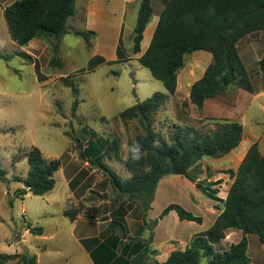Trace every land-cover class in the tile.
<instances>
[{
    "label": "rangeland",
    "instance_id": "obj_1",
    "mask_svg": "<svg viewBox=\"0 0 264 264\" xmlns=\"http://www.w3.org/2000/svg\"><path fill=\"white\" fill-rule=\"evenodd\" d=\"M3 20L0 19V32L3 26L7 28L6 21L4 20V25ZM80 27L84 29L83 26ZM5 31L0 33V49L10 57L6 59V55H0V167L7 172L8 182L0 180V255H37L38 264H86L83 249L74 237L78 234L73 235L72 232L74 223L64 214L66 208H77L74 198L80 200L82 209L89 203L98 206L100 210L106 208L112 211L113 220L117 222H125V215L128 216L132 211L131 215H138L151 228L159 220H163L161 224L171 235L179 232L181 237L187 238L197 233L200 230L199 223L181 221L175 212L166 218H159L169 204L183 207L187 205L180 193L183 186H169V182L177 177L170 176L166 179L157 199L150 205L151 211L146 212V198L130 199L129 196L119 193L111 183L109 172L101 170L96 163L91 162L104 151H90L89 154L86 151L91 141L98 142V138L107 141L110 149L103 156V163L121 181L129 180L130 172L126 167L128 145L137 136L144 135V130L138 118L124 122L120 115L157 92L168 95L169 103L167 106L165 103L151 116L152 128L160 140L167 141L170 135L179 130L178 127L193 128L204 134L212 133L219 124L207 121L211 118H200L197 109H192L193 105H190L188 98V83L181 81L179 93L169 95L162 82L156 80L139 63L133 53L134 28L129 18L122 34L120 50L123 60L101 67L90 63L91 45L95 40L89 32L88 42L74 34H66L61 40L62 43L60 41L57 53L53 52L56 41L51 40V44L47 42L51 52L31 62L19 56V52H13V41L5 35ZM108 36L104 31L98 37L101 40L99 44H105ZM238 47L253 88L261 89L264 87V76L259 68V60L264 57V31L248 34ZM198 53L211 56L208 52H195L187 56L185 67L191 66L194 55ZM56 54L59 60L63 56L62 68L50 65V56ZM128 58L130 59L124 60ZM203 67L204 64L195 66L192 78L194 81L200 79ZM68 83L72 85L68 86ZM241 92L242 96L248 94L245 90ZM250 98L247 97L246 101ZM259 115L264 121V113L260 112ZM249 117L248 114L246 118ZM217 119L233 121L228 118ZM93 133L96 134L95 137ZM250 136L247 128L245 138ZM32 147L39 148L48 162L53 159H61L63 162L62 168L54 175L56 187L44 196H35L32 193L28 196L22 195L20 190L28 189L22 183L13 181L16 176L26 177L29 169L26 153ZM211 159L203 158V163L199 162L192 167L185 176H178L189 181L197 177L196 181L191 182L196 183L202 193L208 187L213 190L208 179H203L212 173L206 164ZM63 170L70 174L68 182H72V190H75L74 198L70 200ZM176 180L180 183V179ZM204 199L207 200V197ZM78 224L88 223L84 219ZM33 228H42L43 235L32 234L30 230ZM87 228L91 227L87 225ZM18 235H21V240L13 242ZM117 235L121 237L120 234ZM174 244L178 245V242ZM137 247L139 251L146 247L147 253H155L149 241L144 244L140 242ZM153 261L157 260L147 254L145 264H152ZM206 263L207 259L201 261V264ZM7 264H16V261Z\"/></svg>",
    "mask_w": 264,
    "mask_h": 264
},
{
    "label": "trees",
    "instance_id": "obj_2",
    "mask_svg": "<svg viewBox=\"0 0 264 264\" xmlns=\"http://www.w3.org/2000/svg\"><path fill=\"white\" fill-rule=\"evenodd\" d=\"M77 0H16L4 10L8 33L13 42L20 47L27 46L35 39L51 44L56 41L53 52L57 53L62 38L69 33L68 21L76 13ZM153 17L152 0H141L133 36V53L141 52L144 32ZM264 31V0H169L159 15V21L145 53L139 57V63L147 68L152 76L162 82L169 95H175L178 86V73L185 67L186 58L198 51L212 54L213 60L204 75L196 81L190 90V103L201 109L204 103L232 87L247 92H254L251 78L241 59L238 44L248 34ZM93 37L94 33L89 32ZM87 42V33H78ZM19 56L33 61L19 52ZM53 55L50 65L62 68L63 63ZM6 59L8 56H4ZM121 60V50L119 51ZM108 65L101 59L99 64ZM259 68L264 76V57L259 60ZM72 85L68 83V86ZM168 95L157 92L152 97L140 102L120 115L124 122L139 119L144 135L137 136L128 145L129 153L126 167L131 178L126 182L103 163L109 147L107 141H91L87 153L101 146L102 154L92 163L109 172L113 187L130 199L144 197L148 200L146 212L150 210L158 184L168 175L185 176L192 167L205 157L222 158L235 150L243 140V127L235 121L211 118L207 121L219 122L212 133H198L196 129H180L170 135L167 141L160 140L151 125V116L166 103ZM76 105V104H75ZM94 137L95 133L92 134ZM140 146V159L132 158L131 149ZM29 169L25 178L16 176L13 181L22 183L29 190L21 189L20 194L32 193L44 196L56 187L55 173L62 167L61 159L46 161L41 150L32 147L27 153ZM234 182L224 200L223 212L212 228L204 234L196 235L186 249L173 251L165 262L153 261L152 264H201L208 259V264H249L247 235H256L264 243V157L257 143L253 144L236 174ZM197 177L190 180L196 181ZM0 180L8 182L7 172L0 167ZM211 187L218 185L209 182ZM214 183V184H213ZM205 197L217 200L219 190L208 187L203 190ZM175 211L181 221H193L201 224L202 218L195 216L179 204H170L161 213L160 219ZM65 215L72 221L78 216L76 208H68ZM143 221H145L143 219ZM109 232L115 234L92 250L95 264H145L147 248L140 252L138 247H126L121 256L116 249L123 246L116 227L124 221H113ZM31 227V224H28ZM157 225V224H156ZM113 229V230H112ZM229 229L243 232L242 240L225 252H216L208 235ZM32 234L43 235L42 228H33ZM99 243V240L88 243ZM88 246V244L86 243ZM134 252V258L132 255ZM136 253V254H135ZM129 259H125L127 255ZM16 261V264H38L37 255L4 254L0 255V264Z\"/></svg>",
    "mask_w": 264,
    "mask_h": 264
},
{
    "label": "crops",
    "instance_id": "obj_3",
    "mask_svg": "<svg viewBox=\"0 0 264 264\" xmlns=\"http://www.w3.org/2000/svg\"><path fill=\"white\" fill-rule=\"evenodd\" d=\"M15 1L16 0H0L1 20H5V8ZM168 1L169 0H152L153 17L144 32V39L141 43V52L137 55H134L136 59H139V57H141L148 49L159 21V15L164 10ZM140 2L141 0H77L76 13L68 21L69 34L78 36V33H94L93 40H95V43L91 45L92 57L90 59V63L95 67L107 65L106 63L99 64L101 59H104L106 62L112 61L114 63H119L123 60L122 57L121 60H119V51L122 44L124 26L129 18L131 26H133L135 29ZM154 5L156 6V9ZM4 20L3 23L5 25ZM70 23H72V26H70ZM80 26H83L84 29H81ZM4 30H6L5 32L7 33L5 35H8L7 37L10 38L8 27L5 28V26H3V29L0 33L2 34ZM104 31L107 32L109 36L106 43L100 45L99 43H101V40L98 37H101ZM14 43L15 42H13V52H24L28 54L33 61L39 60L44 54L51 52L48 43L41 39H35L25 47H20ZM0 55H6L10 57V55L3 51V49H0ZM194 56L195 58L192 60L193 63L191 66L187 67L186 65V67L181 69L178 73V86L176 95L179 93V83L181 81L188 83L189 85H187V89L191 90L192 85L196 82L194 81L195 79H192L195 72V66L204 64V67L202 68V77L207 67L213 60L212 54L211 56H208L198 53ZM61 58H63V56H60V60ZM49 59L51 60L52 56H50ZM129 59L130 58L124 60ZM241 91L244 90H235L230 88L226 92L214 98L208 99L201 109H197L199 117L202 119L228 118L238 122L243 127V140L235 150L222 158H212L211 160L206 161V164L212 173L203 177V179L207 178L208 182H219L217 186L213 187L219 190L217 195L218 199L213 200L207 198L206 200L204 199V194L198 190L196 183H193L187 178L178 175H168L164 177L158 184L152 202L153 204L155 199H157L162 184L167 181L166 179L170 176L177 177L169 182V186H175L176 184L183 186L180 193L187 204L184 205V207L186 210L192 212L195 216L202 218V223L198 224L200 226V230L187 238L181 237L179 232L171 235L170 233H167V230L164 228L163 224H161L163 220H159V223H157L154 228H151L148 224H145L143 219L139 218L138 215H131L132 211H130L129 215L131 216L128 217L129 215H125L124 217L126 222L122 224L124 229L120 226L116 227V232L117 234L121 235V241L123 242L122 248H118L115 251L117 256H121L122 253L126 251V247L128 246L131 247L129 250L127 249L128 253L130 254L133 247L140 245V242L144 244L146 241H149L151 249L155 251V253L151 254L148 252V256L152 258L154 257V259L159 262H165L173 251L177 249H186V247L196 235L207 233L212 228L217 218L223 212L224 200L226 199L227 193L234 182L233 174H236L249 148L253 144L257 143L260 153L264 157V121L262 120L261 115H259L260 112L264 113V87L259 90L254 88V92L252 93L246 91L248 94H244V96H242L243 94ZM247 97H251L249 101H246ZM188 98L190 99V94L188 95ZM167 105H169L168 98L166 101V106ZM191 107L192 109H196L194 106ZM248 114L250 117L246 118ZM247 128L248 132L251 133V136L245 138ZM94 143L98 144L97 140H94ZM95 148L96 149L93 151V153H98L99 150L101 151L102 147L98 146ZM201 162L203 163L202 160L200 163ZM64 175L69 187L68 200H70V198H74L75 190H72V182H68L70 174L64 171ZM128 175V177L131 178V174L129 173ZM201 176L202 175H200V177ZM176 179H180V183ZM199 180H201V178L198 179V181ZM28 194L26 196H28ZM74 199L77 204L76 209L78 211V216L75 221H72L74 223L72 232L73 235L74 233L78 234L77 236L74 235V237L77 243L83 249L86 264H95L90 252L94 250L97 245L103 243L111 235L115 234L113 229V231L109 232L110 223L114 221V217L112 216L113 212L106 210V208L100 210L98 206L91 205L89 203L86 204V207L82 209L80 206V200L76 198ZM150 211L148 213L149 215ZM172 212L175 211H171L167 216H169ZM84 219H86L88 224H78ZM87 225H89L91 228L88 229ZM208 237L216 252H225L230 250L232 245L237 244L242 240L243 232L238 229H229L221 232L210 233ZM94 240H99V243H88V241L92 242ZM247 240L248 256L250 258L249 264H264V243L261 242L259 237L256 235H247ZM174 242H178V245H175ZM144 251L145 250H141V252ZM131 255L132 258H134V252ZM124 258L130 260L128 254L125 255ZM146 259L147 258H145V260ZM208 263L209 262L207 259L206 264Z\"/></svg>",
    "mask_w": 264,
    "mask_h": 264
},
{
    "label": "clouds",
    "instance_id": "obj_4",
    "mask_svg": "<svg viewBox=\"0 0 264 264\" xmlns=\"http://www.w3.org/2000/svg\"><path fill=\"white\" fill-rule=\"evenodd\" d=\"M131 152H132V158L134 160H138L140 159V146L139 145H135L132 149H131Z\"/></svg>",
    "mask_w": 264,
    "mask_h": 264
},
{
    "label": "water",
    "instance_id": "obj_5",
    "mask_svg": "<svg viewBox=\"0 0 264 264\" xmlns=\"http://www.w3.org/2000/svg\"><path fill=\"white\" fill-rule=\"evenodd\" d=\"M25 188H27V189L29 190L28 187H25ZM20 240H21V235H18V237L15 238L13 242L17 243V242H19Z\"/></svg>",
    "mask_w": 264,
    "mask_h": 264
}]
</instances>
